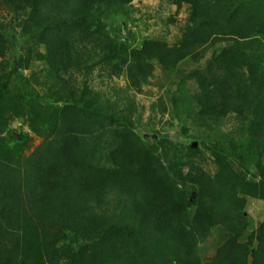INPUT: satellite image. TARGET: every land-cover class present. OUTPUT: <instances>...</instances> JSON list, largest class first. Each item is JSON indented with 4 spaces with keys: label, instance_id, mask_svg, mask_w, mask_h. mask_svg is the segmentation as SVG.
<instances>
[{
    "label": "rangeland",
    "instance_id": "obj_1",
    "mask_svg": "<svg viewBox=\"0 0 264 264\" xmlns=\"http://www.w3.org/2000/svg\"><path fill=\"white\" fill-rule=\"evenodd\" d=\"M112 1L96 13L102 33L111 39L131 49L139 48L144 39L161 40L170 47L186 41L190 46L176 66L162 70L155 65L141 92L130 90L124 77L108 81L93 70L89 90L102 96L100 103L108 100L115 115L128 122L122 126L107 119L95 124L98 137H88L90 145L99 140L105 162L111 130L131 128L139 143L175 175L188 199V211L198 206V186L192 182L198 174L222 189L207 199L218 222L206 235L195 237L189 264H262L254 233L264 222V197L251 193L263 180L255 165L261 152L252 140H263L254 135L264 131V0H208L204 12L196 16L190 5L177 8L172 0ZM0 20L6 25L0 72L9 73L6 96L0 100V187L11 178L9 185L20 199L19 208H13L18 210L0 209V264H152L166 254V243L139 250L130 230L92 234L86 227L92 217L87 219L85 203L59 201L57 207H35L30 194L34 172L49 165L52 158L46 150L63 138V124L54 125L55 115L64 109L61 99L66 91H57V82L45 83V63L40 59L44 45L26 40L19 29L11 32L7 25L11 21L1 9ZM83 76L77 72L72 77L77 88L82 87ZM26 87L35 97L22 101ZM224 87L232 90L234 106L243 105L242 113L222 118L200 113L208 92L216 97ZM47 89L55 94L49 100L43 98ZM28 101L36 102L38 114L45 113L46 118L29 115ZM68 118L76 129L87 120L78 115ZM229 165L232 171H225ZM219 174L231 181L238 176L247 194L223 190ZM104 238L106 250L94 254L93 248Z\"/></svg>",
    "mask_w": 264,
    "mask_h": 264
},
{
    "label": "trees",
    "instance_id": "obj_2",
    "mask_svg": "<svg viewBox=\"0 0 264 264\" xmlns=\"http://www.w3.org/2000/svg\"><path fill=\"white\" fill-rule=\"evenodd\" d=\"M130 1L120 0L121 3ZM205 1L208 0H172L177 8L184 4L190 5L195 16L197 12H204ZM112 2L0 0V9L4 10L11 21L7 24L11 32L19 29L26 40H34L37 44L44 45L40 59L45 63V83L57 82V91H66L61 99L65 102L64 109L59 115H55L54 125L57 127L63 124L60 129L63 138L56 141L54 147L46 150L52 159L49 165L35 170L32 186L34 191L30 194L33 196L35 207L39 208L46 205H50V208L57 207L59 201L85 203L86 207L82 206L86 209L85 215L87 219L92 217L91 220L88 219L86 227L92 234L113 231L125 233L130 230L131 240L139 250L166 243V254L156 257L152 264H171L172 261L189 264L193 257L195 237L206 235L218 222L217 215L208 205L207 199L222 189L209 183L203 174H198L192 179L195 186H198V206L195 211H188V199L175 175L170 174L161 160L139 143L131 128L111 130L112 136L108 141L109 150L105 162L102 159L99 140H95L94 146H91L90 138H87L98 137L96 132L99 130H95L94 125L107 119L112 123H121L122 126L128 122L124 116L115 115L108 100L100 103L102 96L89 90L95 77L93 70L98 69L99 74L104 78L107 76L105 79L108 81L124 77L130 90L141 92L142 85L147 84L153 77L155 65L162 70L176 66L188 55L190 43L184 41L178 47H170L161 40L144 39L139 48L131 49L125 43L111 39L102 33L96 13L102 7L113 4ZM0 23V57H3L6 25L1 20ZM12 40H15L14 36ZM77 72L84 73L82 87L79 88L75 79H72ZM8 74L2 70L0 72V100L6 96ZM68 78L70 81H66ZM24 89L22 101L35 97L30 87ZM51 93L50 89H47L43 98L49 100ZM208 94L200 113L213 118H222L230 112L242 113V104L234 106L235 96L231 89H219L216 97L209 92ZM27 105L29 115L37 119L46 118L45 113L38 114L39 111L35 109L36 102L28 101ZM105 107L106 112L103 110ZM69 115L82 116L87 120L79 124L80 129H76L68 118ZM49 120L48 117L47 123ZM78 133L86 134V138L79 137ZM254 137L263 139L252 140L261 152L255 165L263 180L259 185H255L251 194L264 197V131ZM243 142L249 141L244 139ZM87 144L89 147L85 148ZM84 149H87L89 154L84 153ZM226 163L227 161L224 162ZM224 169L232 171L230 165ZM219 177L223 190L236 195L247 194V189L238 176H234L232 181L222 174H219ZM10 182L11 178L6 181L8 184L0 187V193H3L0 197V209L12 212L18 210L13 208H19L17 202H20V199L19 192L12 190ZM50 200L55 202L50 203ZM236 236L238 237L239 233ZM254 236L260 249L258 261L261 260L264 264V222L259 225ZM107 243L108 240L104 238L95 245L93 253L97 254L100 250L104 252Z\"/></svg>",
    "mask_w": 264,
    "mask_h": 264
},
{
    "label": "water",
    "instance_id": "obj_3",
    "mask_svg": "<svg viewBox=\"0 0 264 264\" xmlns=\"http://www.w3.org/2000/svg\"><path fill=\"white\" fill-rule=\"evenodd\" d=\"M191 147L196 148V143H192Z\"/></svg>",
    "mask_w": 264,
    "mask_h": 264
}]
</instances>
